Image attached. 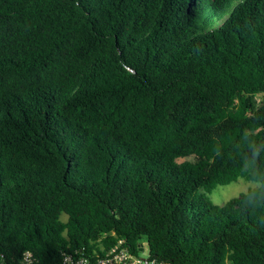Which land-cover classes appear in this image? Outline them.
Listing matches in <instances>:
<instances>
[{"label": "trees", "instance_id": "1", "mask_svg": "<svg viewBox=\"0 0 264 264\" xmlns=\"http://www.w3.org/2000/svg\"><path fill=\"white\" fill-rule=\"evenodd\" d=\"M119 240L264 264V0H0V262Z\"/></svg>", "mask_w": 264, "mask_h": 264}, {"label": "built area", "instance_id": "2", "mask_svg": "<svg viewBox=\"0 0 264 264\" xmlns=\"http://www.w3.org/2000/svg\"><path fill=\"white\" fill-rule=\"evenodd\" d=\"M141 248V251H146V255L131 252L123 241L119 240L113 247L108 249L103 254H95L86 256L81 252H73L64 254L62 261L59 264H169L166 261L160 260L148 255L147 243ZM0 264H37L32 254L25 251L17 263L0 262Z\"/></svg>", "mask_w": 264, "mask_h": 264}, {"label": "rangeland", "instance_id": "3", "mask_svg": "<svg viewBox=\"0 0 264 264\" xmlns=\"http://www.w3.org/2000/svg\"><path fill=\"white\" fill-rule=\"evenodd\" d=\"M235 2V1H234ZM257 101H262V95H258ZM258 185V182L252 181V180H246L244 178L239 177L236 181H233L229 184L224 185H218L216 186L211 193L208 194V197L210 200L217 205H222L226 201H228L231 198L239 196L241 193L246 192L248 189L256 187ZM65 217V215H63ZM144 247L145 242L143 243ZM138 254L146 255L147 252L139 251Z\"/></svg>", "mask_w": 264, "mask_h": 264}, {"label": "clouds", "instance_id": "4", "mask_svg": "<svg viewBox=\"0 0 264 264\" xmlns=\"http://www.w3.org/2000/svg\"><path fill=\"white\" fill-rule=\"evenodd\" d=\"M258 195H259L258 193L257 194H253V196L249 198L250 201L251 202H255V200H256V198H257Z\"/></svg>", "mask_w": 264, "mask_h": 264}]
</instances>
